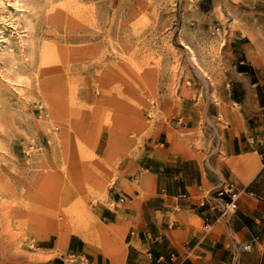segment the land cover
Wrapping results in <instances>:
<instances>
[{
  "label": "rangeland",
  "instance_id": "1",
  "mask_svg": "<svg viewBox=\"0 0 264 264\" xmlns=\"http://www.w3.org/2000/svg\"><path fill=\"white\" fill-rule=\"evenodd\" d=\"M253 37L264 0H0V264H121L141 151L205 135Z\"/></svg>",
  "mask_w": 264,
  "mask_h": 264
},
{
  "label": "crops",
  "instance_id": "2",
  "mask_svg": "<svg viewBox=\"0 0 264 264\" xmlns=\"http://www.w3.org/2000/svg\"><path fill=\"white\" fill-rule=\"evenodd\" d=\"M257 40L263 50L251 43L229 57L231 79L219 101L210 100L203 137L161 135L141 151L119 219L129 238L121 264H264V39ZM227 183L254 196L243 194L237 212L223 216L217 192ZM69 252L79 248L70 244ZM49 264L79 262L57 256Z\"/></svg>",
  "mask_w": 264,
  "mask_h": 264
},
{
  "label": "built area",
  "instance_id": "3",
  "mask_svg": "<svg viewBox=\"0 0 264 264\" xmlns=\"http://www.w3.org/2000/svg\"><path fill=\"white\" fill-rule=\"evenodd\" d=\"M243 194H249L250 196H254V193L252 192L239 190L238 187L233 183H227L221 186V188L217 192V196L222 201L221 204L223 216H228L237 212L239 207L238 203ZM244 248L248 250L250 246L248 245Z\"/></svg>",
  "mask_w": 264,
  "mask_h": 264
},
{
  "label": "bare ground",
  "instance_id": "4",
  "mask_svg": "<svg viewBox=\"0 0 264 264\" xmlns=\"http://www.w3.org/2000/svg\"><path fill=\"white\" fill-rule=\"evenodd\" d=\"M94 1V0H93ZM241 2V1H240ZM97 3V2H96ZM239 3V2H238ZM100 6H102V5H100ZM95 8V7H94ZM98 9V8H97ZM95 10V9H94ZM99 10V9H98ZM101 10V9H100ZM98 14H99V12H98ZM106 15V14H105ZM99 16V15H98ZM97 16V17H98ZM99 18V17H98ZM96 20V19H95ZM105 23V22H104ZM95 24H96V22H95ZM104 25V24H103ZM94 27H95V25H94ZM101 27H103V26H101ZM96 28V27H95ZM99 28V27H98ZM99 29H101V28H99ZM94 30V29H93ZM99 31H101V30H99ZM251 33V32H250ZM245 34V33H244ZM255 36V35H254ZM256 37V36H255ZM255 37H253V41H254V46H256V44L258 45V47L261 49V50H263V46H261L259 43H258V40L256 39L257 37H258V35H257V37L255 38ZM4 38V37H3ZM1 39V38H0ZM100 39V38H99ZM97 40V39H96ZM103 40V39H102ZM101 40V41H102ZM105 40V39H104ZM4 41V40H3ZM100 41V42H101ZM107 42V41H106ZM260 42H262L261 40H260ZM102 43V42H101ZM105 43V42H104ZM253 45V44H252ZM105 46V45H104ZM104 49V48H103ZM107 49V48H106ZM102 53V52H101ZM250 53V52H249ZM101 58V57H100ZM11 60V59H10ZM95 60V59H94ZM253 62H254V60H253ZM100 64H101V62H100ZM99 64V65H100ZM96 67V66H95ZM101 67V66H100ZM98 78V77H97ZM104 91V90H103ZM171 133V132H170ZM68 236H64L63 238H62V240H61V245H62V247L63 248H65L66 246H67V243H68ZM63 250V249H62Z\"/></svg>",
  "mask_w": 264,
  "mask_h": 264
}]
</instances>
